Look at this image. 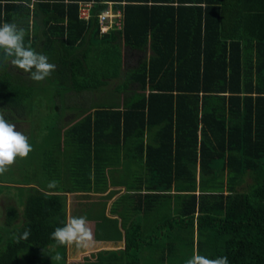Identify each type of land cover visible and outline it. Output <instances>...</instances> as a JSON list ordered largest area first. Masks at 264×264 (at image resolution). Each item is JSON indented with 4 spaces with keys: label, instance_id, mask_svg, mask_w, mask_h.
Returning <instances> with one entry per match:
<instances>
[{
    "label": "trees",
    "instance_id": "trees-1",
    "mask_svg": "<svg viewBox=\"0 0 264 264\" xmlns=\"http://www.w3.org/2000/svg\"><path fill=\"white\" fill-rule=\"evenodd\" d=\"M79 3L91 4L86 20ZM108 6L119 26L100 32ZM4 23L56 65L46 78L53 97L64 90L78 100L65 102L74 117L44 150V172L58 181L48 190L126 187L111 204L135 218L123 225L124 264H185L195 250L264 264V0H0ZM122 47L143 55L124 66ZM37 83L0 56L9 122L37 115V99L24 103ZM119 153L126 179L104 180L103 161ZM28 184L0 185L17 192L0 226V264H27L38 250L63 259L49 237L65 221L64 199ZM116 192L99 196L97 216Z\"/></svg>",
    "mask_w": 264,
    "mask_h": 264
},
{
    "label": "rangeland",
    "instance_id": "rangeland-1",
    "mask_svg": "<svg viewBox=\"0 0 264 264\" xmlns=\"http://www.w3.org/2000/svg\"><path fill=\"white\" fill-rule=\"evenodd\" d=\"M90 5L91 4L89 3L80 4L79 10L80 11L85 10ZM108 10L111 11L112 15L106 16L105 19L103 20L102 25H105L106 23L108 24V27L109 25L118 26V17H120L121 13H118V11L111 9L109 6H108ZM121 49H122V62H123V65L127 67L134 66L136 61H138L143 55V53L141 52L130 50L129 48H126V47H122ZM49 83L50 82L47 81L46 79L44 81L37 83V86L34 89V92L30 96L31 99H28L29 101L24 102L26 105V103H30L31 100L36 101L37 99V102L39 103L38 105L40 106L38 108V111L36 112L37 115H34V112L32 111L34 109H32L30 113H28V111L30 110L29 109L28 111H25V116L22 118V121L10 122L16 125V129H15L16 131H21L22 133H24V135L28 137V142L32 145L33 150L29 153L27 158H24V159L18 158L16 162L10 166L9 170L6 173H4L2 176H0V185L10 186L14 183H27L28 182V183H32V184H28L29 187H35V185H38V184L41 186H47L48 182L52 180L50 176L47 177V174L44 172V167H42V163H43L44 156H45L44 150H46L47 148H50V143L52 145L54 144L53 141H55L56 139L57 128L61 126L63 121L69 123L72 117H74L73 112L77 109L72 106H70L71 109H68L67 106H65L66 105L65 102H69V101L71 102V100L72 101L73 100L78 101V100L75 99L77 98L75 94L71 95L70 92H68L67 94H64L63 93L65 92L64 90H59L60 94L53 97V91L56 89H54V86L50 85ZM46 85L50 87L45 88L46 90H40L41 88H43V86H46ZM78 98L80 100L81 97L78 96ZM26 108L28 107L26 106ZM62 138L63 137H61V140ZM62 153L60 154V157H59L60 158V170H62L61 167H62V162H63V157H64V154ZM47 159L49 158L47 157ZM128 178H132V176ZM120 180H123V179L120 177ZM107 184L109 185H107L105 188H100L99 190L95 192H93L94 191L93 190L92 192L94 193V195L87 194V196L85 197L83 196L84 193H80L77 191L75 192L71 191L70 194L68 193V196H64V199L65 197H67V199H65L64 201V205H66L68 208V211H69L68 216H75L76 214L81 215L82 213L81 211L85 210V212L91 211L90 214L94 215L96 218H101L100 216H97L99 211H101V207L97 205L98 208H96L97 206L95 205V203L97 204V201H99L100 199L98 196L103 195V197H105L107 193L112 189H116L118 191L122 190V192L120 193H117V192L114 193L111 196V199L109 198L110 200H109V203L107 204L111 205L114 201L118 199L119 195L124 194L123 191H126V187L125 185H122V183L121 184L115 183V186H111L110 182H107ZM110 186L111 187L118 186L119 188L118 189L108 188ZM121 187H123V189H120ZM36 188L39 189L41 187H36ZM0 189H3L2 191H0V226H2L3 221H4L3 215H4L5 207L7 205H14L16 207V200L14 198L13 193H17V192H16V189L13 187L0 186ZM45 189L46 190H42V189L40 190L46 194H50V193H47L49 190L47 188ZM61 192H64V190H61ZM17 211H18L17 214L20 215L21 213L20 205L19 207H17ZM83 216H86V214H84ZM89 218L90 217L87 216L88 221H89ZM90 228H91V225H90ZM78 250L80 249H76L74 247L69 248L67 253H65L66 264L69 261L74 262L81 258L83 261V263L81 264H92V262H89L90 260L89 257L85 258L89 255L90 252L88 253V251L90 250L86 252H78ZM94 250L95 249L92 250L93 253L97 254L96 250L98 249H96L95 251ZM73 251H75L76 254H74ZM48 253H51V252L46 253V250L36 251V254L38 255V257L29 261L27 264H40V262H43L42 264H62L63 263L62 260L56 261L53 259L55 254L54 255L52 254V256H50Z\"/></svg>",
    "mask_w": 264,
    "mask_h": 264
},
{
    "label": "clouds",
    "instance_id": "clouds-1",
    "mask_svg": "<svg viewBox=\"0 0 264 264\" xmlns=\"http://www.w3.org/2000/svg\"><path fill=\"white\" fill-rule=\"evenodd\" d=\"M25 35V30L15 23L0 25V56L12 68L28 74L30 80L44 81L55 71L56 65L50 63L47 56L37 53L30 45L26 46ZM15 129L16 125L10 123L0 110V176L6 173L18 158H27L33 150L28 137ZM57 188L58 181L48 182L47 189ZM30 235L31 230L26 228L18 235L16 242L27 240ZM49 238L58 248L87 249L93 241V234L86 216H68L62 226L56 227L50 233ZM53 259L60 261L62 257L57 253ZM185 264H229V261L227 256L210 259L195 250Z\"/></svg>",
    "mask_w": 264,
    "mask_h": 264
},
{
    "label": "crops",
    "instance_id": "crops-1",
    "mask_svg": "<svg viewBox=\"0 0 264 264\" xmlns=\"http://www.w3.org/2000/svg\"><path fill=\"white\" fill-rule=\"evenodd\" d=\"M118 17V16H117ZM119 26V24H118ZM108 156L113 157V154L110 153V151H108ZM121 154L119 153L118 155V159L116 162H113L110 160H107L110 163H105V168H103L102 173L101 174L103 176L104 180H108L110 178H117L120 179V177L124 180L126 178H124V171H121ZM127 175V174H126ZM131 176V175H130ZM35 187H37L35 185ZM108 188H119L118 186L116 187H108ZM120 189H123V187H121ZM94 190V191H93ZM71 191H77L80 193H84V194H90V195H94L93 192H95V189L91 188L89 191H78V190H73L72 187H67L66 190H64V192H52V191H48L47 193L50 194H57V195H61L64 199V196H68V193L70 194ZM93 191V192H92ZM121 191H118L117 193H120ZM124 193H126L125 191H123ZM103 196V195H101ZM120 196V195H119ZM86 197V196H85ZM99 197V196H98ZM65 199H67V197H65ZM64 199V201H65ZM111 199V197H110ZM108 199L106 201V205L105 208L103 210V216L104 218H96L94 215H91L90 212L91 211H81V215L76 214L75 216H83L84 214H86V217L89 216V221L88 223L91 225V231L93 234V241L90 245L89 248L87 249H80L78 250V252H86L88 250L89 255L85 258H90L89 262H92V264H124V254H123V245H124V237H123V225L128 226L127 224L130 225V222L133 221V219L135 220L134 217L132 216H128V218L123 219L121 217H119L118 215H116V213L111 212V205L107 204L109 203ZM66 203V202H65ZM94 205V204H93ZM109 205V206H108ZM98 207V206H97ZM96 207V208H97ZM64 210H65V220L67 219L68 215H69V211L66 205H64ZM116 211L120 210V207L117 206V208L115 209ZM85 212V213H84ZM135 215V214H134ZM133 215V216H134ZM96 218V219H95ZM99 221H98V220ZM110 243V244H108ZM93 249H98L97 254L93 253ZM69 250V248H68ZM67 248H64V256H63V263L62 264H66L65 261V253H67ZM94 250V251H95ZM115 252L114 255L113 253L110 255H107V252ZM74 254H76L75 251H73ZM77 252V253H78ZM70 253V252H69ZM103 255V257H102ZM107 255V256H106ZM74 263H78L81 264L83 263L82 258L79 260H76L74 262L69 261L67 264H74Z\"/></svg>",
    "mask_w": 264,
    "mask_h": 264
},
{
    "label": "built area",
    "instance_id": "built-area-1",
    "mask_svg": "<svg viewBox=\"0 0 264 264\" xmlns=\"http://www.w3.org/2000/svg\"><path fill=\"white\" fill-rule=\"evenodd\" d=\"M80 4H88V3H79V5ZM109 11V10H108ZM104 13L105 12H102V13H100L99 15H98V24H100V26H99V29H100V32H104L105 30H107V28H109L110 27V25H109V27H108V24H106L105 23V25H102L103 24V20L105 19V15H104ZM88 16H89V14H88V7L85 9V10H82V11H80L79 10V17L80 18H82V19H87L88 18Z\"/></svg>",
    "mask_w": 264,
    "mask_h": 264
},
{
    "label": "bare ground",
    "instance_id": "bare-ground-1",
    "mask_svg": "<svg viewBox=\"0 0 264 264\" xmlns=\"http://www.w3.org/2000/svg\"><path fill=\"white\" fill-rule=\"evenodd\" d=\"M104 15L109 16V15H112V13L109 11V12H105Z\"/></svg>",
    "mask_w": 264,
    "mask_h": 264
}]
</instances>
